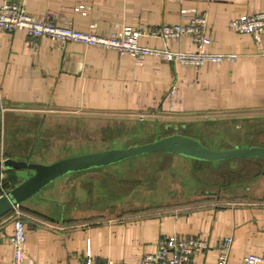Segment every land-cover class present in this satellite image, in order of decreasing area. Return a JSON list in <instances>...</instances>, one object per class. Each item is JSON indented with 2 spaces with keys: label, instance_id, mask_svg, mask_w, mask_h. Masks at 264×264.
Returning <instances> with one entry per match:
<instances>
[{
  "label": "crops",
  "instance_id": "crops-1",
  "mask_svg": "<svg viewBox=\"0 0 264 264\" xmlns=\"http://www.w3.org/2000/svg\"><path fill=\"white\" fill-rule=\"evenodd\" d=\"M23 8L55 24L68 21L99 34L202 14L210 38L206 49L236 57L205 61L195 69L48 37L31 41L23 29L0 32L1 158L49 163L65 157L52 153L80 141V130L90 127L85 118L90 113L123 124L119 134L126 144L182 132L213 149L264 145V35L257 40L228 26L233 16L263 11L264 0H23ZM142 39L151 46L162 43L155 36ZM167 45L196 48L185 34ZM155 155L186 163L189 172L180 183L167 182L165 188L154 179L139 190L133 181L122 188L111 172H74L18 204L26 225L24 264H79L87 249L98 263L131 264L155 249L158 236L174 233L208 241L210 248L196 258L198 263H212L214 247L229 235V264H243L249 253L262 256L264 264V173L250 176L244 197H229L234 192L226 186L212 198V193L202 195L200 181L190 172L195 159ZM232 160L251 163L245 170L242 166L246 172H264V158ZM5 172L6 188L31 173ZM9 215L0 218V264H11Z\"/></svg>",
  "mask_w": 264,
  "mask_h": 264
},
{
  "label": "built area",
  "instance_id": "built-area-1",
  "mask_svg": "<svg viewBox=\"0 0 264 264\" xmlns=\"http://www.w3.org/2000/svg\"><path fill=\"white\" fill-rule=\"evenodd\" d=\"M228 26L240 33L251 34L260 40L264 35V10L233 16ZM207 17L193 13L183 17L179 22L163 23L160 26L133 27L123 25L120 29L108 34L94 31L79 30L70 22L55 24L44 16H36L23 8V0H0V32L9 34L15 29H23L31 41L39 37H48L54 42L62 44L76 42L84 46H99L110 48L121 55H127L135 60H142L146 56H155L165 62H177L181 65L198 68L203 62H220L233 60L236 56L230 53L211 52L206 49L209 36L206 33ZM183 34L188 35L195 45L191 51L171 49L167 45L170 39L176 40ZM155 36L161 44L151 46L143 42L144 36ZM172 91V90H170ZM6 172L0 166V195L6 194ZM15 205L9 215L12 231L8 236L11 247V264H24L26 225L21 212ZM232 238L229 235L220 238L215 249L212 263H198L196 258L210 248L208 241L200 236H185L181 234H161L156 240L155 249L143 254L139 260L131 264H229L228 254ZM243 264H261L262 256L254 253L246 254L242 258ZM79 264H120L111 259L98 263L89 249L79 258Z\"/></svg>",
  "mask_w": 264,
  "mask_h": 264
},
{
  "label": "rangeland",
  "instance_id": "rangeland-1",
  "mask_svg": "<svg viewBox=\"0 0 264 264\" xmlns=\"http://www.w3.org/2000/svg\"><path fill=\"white\" fill-rule=\"evenodd\" d=\"M80 115L81 114H79V116ZM83 115L86 116V114ZM85 118L87 119L90 127L88 128V130L85 131L83 129L80 130L79 132L80 141L78 142L73 141V143H70L71 144L70 147L67 146V148H64V150L60 152L52 153L53 156L55 157L68 156L69 154H73L76 152H82V151L89 152L98 149L120 147L121 145H126L125 142L126 140H121L123 139L124 136L119 134V132L122 131V129H120L119 127L122 126L123 124L118 125L117 123L118 120L115 121L116 118L114 117L111 118V116L109 115L99 114V113L87 114ZM84 132L88 134L87 137L82 136ZM186 135H190V134H186ZM108 137L115 139L117 141L114 142L115 141L114 140L112 143L108 142L109 139ZM154 138H156V136L148 139H134L133 141L131 140L132 142H127V143H131V144L143 143L150 141ZM120 141L125 143L119 144ZM215 149H222V148H215ZM155 154H158L159 156L164 153L151 152L147 154L130 157L110 165L91 168L78 172H111L110 174L112 176L115 175L114 178H116L118 182L121 183L122 188H126L130 186V184H132L133 181V183L139 184L136 187V189L138 190L140 188H143L142 187L143 183L146 186L150 185V183L154 179L157 180L160 179L159 181H161L162 187H165L167 185V182L169 183L173 181L172 184H177V182L180 183L181 182L180 179L184 175V172H189L186 163L179 161L175 163H171L168 162L169 155H162V159L160 158L158 159L156 158L157 156ZM194 162H196L195 164L197 166L192 170H190V172H194L195 177L198 179V181H200L198 183L200 184V191L202 195H205L204 194L205 192L212 193L210 194L213 195L212 198H214V196L217 194V191L219 189L222 188V190H224L226 186L231 187L233 190L232 192H234V193H230L231 195H229V197L241 198L245 194L244 192H246L245 187H247V183L250 179V176H252L253 174L263 173L262 171L260 172L244 171L246 167L251 166V163L249 162L240 163L239 161H233V160H229V161L195 160ZM242 166H244V170L242 169ZM125 180L126 183H124ZM232 194H234L235 196H233ZM220 201H223V199L220 198L219 202Z\"/></svg>",
  "mask_w": 264,
  "mask_h": 264
},
{
  "label": "water",
  "instance_id": "water-1",
  "mask_svg": "<svg viewBox=\"0 0 264 264\" xmlns=\"http://www.w3.org/2000/svg\"><path fill=\"white\" fill-rule=\"evenodd\" d=\"M1 115L0 102V131ZM151 152L177 154L201 161H225L236 158H264V145H234L229 148L212 149L193 136L174 132L143 143L73 154L49 163L10 157L1 158L0 153V166L3 168L32 171L9 188L6 194L0 195V218L56 178Z\"/></svg>",
  "mask_w": 264,
  "mask_h": 264
},
{
  "label": "trees",
  "instance_id": "trees-1",
  "mask_svg": "<svg viewBox=\"0 0 264 264\" xmlns=\"http://www.w3.org/2000/svg\"><path fill=\"white\" fill-rule=\"evenodd\" d=\"M170 133H174V132H168V133H166V134H162V135H157L156 137H160V136H164V135H167V134H170ZM131 143H128V144H126V145H121L120 147H122V146H127V145H130ZM164 153V152H163ZM164 154H167V153H164ZM8 182V181H7ZM5 186H6V184H5ZM13 185H9V186H7V188H9V187H12ZM11 212V211H10ZM10 212H8L7 214H5V215H8V214H10ZM4 215V216H5Z\"/></svg>",
  "mask_w": 264,
  "mask_h": 264
}]
</instances>
